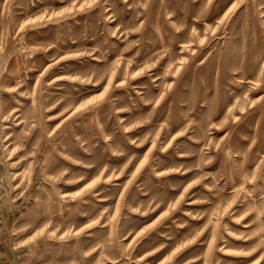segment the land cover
<instances>
[{
    "label": "rangeland",
    "instance_id": "rangeland-1",
    "mask_svg": "<svg viewBox=\"0 0 264 264\" xmlns=\"http://www.w3.org/2000/svg\"><path fill=\"white\" fill-rule=\"evenodd\" d=\"M0 256L264 264V0H0Z\"/></svg>",
    "mask_w": 264,
    "mask_h": 264
},
{
    "label": "built area",
    "instance_id": "built-area-1",
    "mask_svg": "<svg viewBox=\"0 0 264 264\" xmlns=\"http://www.w3.org/2000/svg\"><path fill=\"white\" fill-rule=\"evenodd\" d=\"M26 55H27V57H28L29 59H31V58L34 57V53H33V52H29V53H27ZM24 80H25V81L29 80V75H28V73H25V74H24ZM0 264H6L5 260L2 259L1 256H0Z\"/></svg>",
    "mask_w": 264,
    "mask_h": 264
}]
</instances>
